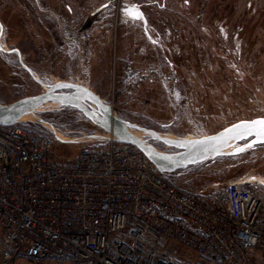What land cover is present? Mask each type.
Listing matches in <instances>:
<instances>
[{"label":"rangeland","instance_id":"obj_1","mask_svg":"<svg viewBox=\"0 0 264 264\" xmlns=\"http://www.w3.org/2000/svg\"><path fill=\"white\" fill-rule=\"evenodd\" d=\"M128 1L142 9L149 38L141 22L119 11L120 0H0V45L8 49L0 51V103L44 90L19 66L17 50L41 82L85 85L119 117L163 134L196 138L264 116V0ZM34 113L55 130L29 116L19 123L57 137L59 160L96 141L68 139L102 133L59 104ZM176 176L174 183L194 191L250 180L264 186V144Z\"/></svg>","mask_w":264,"mask_h":264},{"label":"built area","instance_id":"obj_2","mask_svg":"<svg viewBox=\"0 0 264 264\" xmlns=\"http://www.w3.org/2000/svg\"><path fill=\"white\" fill-rule=\"evenodd\" d=\"M53 141L0 124V264H264L263 187L192 191L134 144Z\"/></svg>","mask_w":264,"mask_h":264},{"label":"water","instance_id":"obj_3","mask_svg":"<svg viewBox=\"0 0 264 264\" xmlns=\"http://www.w3.org/2000/svg\"><path fill=\"white\" fill-rule=\"evenodd\" d=\"M120 11L125 12L124 8H120ZM139 12L141 13L140 10ZM128 16L143 19V15L137 16L135 12ZM2 33L3 27L0 23V37ZM0 51H8V49L0 45ZM16 52L20 59L19 51L16 50ZM21 65L35 81L44 86V90L33 95L23 96L7 104L0 103L1 125H16L23 120V117L29 116L33 118L34 122H39L48 129L51 128L52 132L55 127L34 113L37 108L48 102L71 107L81 112L90 122L99 127L102 133L82 138L72 137L68 139V143L93 138H112L128 142L134 144L165 175H171L176 170L216 156L234 155L250 146L264 144V137L258 135L260 126L251 124L252 121L264 119V116L241 119L214 133L196 138L163 134L155 129L142 127L119 117L114 113L110 104L103 102L97 93L85 85L66 80L53 83L41 82L35 77L32 70L23 63ZM55 139L59 140L57 137ZM152 141H159L165 148L170 147L174 150L162 149ZM235 144L238 145L231 148Z\"/></svg>","mask_w":264,"mask_h":264},{"label":"flooded vegetation","instance_id":"obj_4","mask_svg":"<svg viewBox=\"0 0 264 264\" xmlns=\"http://www.w3.org/2000/svg\"><path fill=\"white\" fill-rule=\"evenodd\" d=\"M132 5L136 6V8H138V9L141 11V13H142V15H143V19H141V17H140L139 19H135V18H133V17H131V18L135 19L136 21L141 22L142 27H143L142 29L145 31L147 37L149 38V37H150V34H149V32H147V28H146V26H147V20H146V17H145V15H144L142 9L139 7V5H138L137 3L129 2L128 0H120L119 11H120V8H125V7L132 6ZM96 10H97V9H95L94 11H92L91 14H94ZM120 12H121V11H120ZM144 22H145V24H143ZM12 51H14V50H12ZM16 57H17V60H18V62H19V66L22 67V65H21L22 63L20 62V59H19V56H18L17 52H16ZM65 107H67V106H65ZM67 108H71V107H67ZM71 109H74V108H71ZM76 111L79 112L78 110H76ZM80 113H81V112H80ZM81 114H82V113H81Z\"/></svg>","mask_w":264,"mask_h":264},{"label":"trees","instance_id":"obj_5","mask_svg":"<svg viewBox=\"0 0 264 264\" xmlns=\"http://www.w3.org/2000/svg\"><path fill=\"white\" fill-rule=\"evenodd\" d=\"M54 124V123H53ZM19 127H21V128H23V129H26V130H29V131H32V132H36V133H39V134H42V135H45L46 134V132H45V130H43L42 128H41V130H40V128L37 126V125H35V124H32V125H29L31 128L29 129L28 128V126H25L24 124H20V123H18L17 124ZM55 125V124H54ZM46 136V135H45ZM192 166H188V167H186V168H184L183 170H188V169H190ZM180 170H176V171H174V173L173 174H171V175H169V178L171 179V181L172 182H174V180H175V178L177 179V176H176V174L179 172ZM189 172V171H188ZM176 184V183H175ZM177 185H179V184H177ZM180 186V185H179ZM259 186H263V185H260L259 184ZM264 187V186H263ZM189 190V189H188ZM216 190H219V189H216ZM216 190H204V191H197V192H214V191H216ZM192 191H194V190H192Z\"/></svg>","mask_w":264,"mask_h":264},{"label":"snow or ice","instance_id":"obj_6","mask_svg":"<svg viewBox=\"0 0 264 264\" xmlns=\"http://www.w3.org/2000/svg\"><path fill=\"white\" fill-rule=\"evenodd\" d=\"M124 11L128 15H132L133 12H135L137 16H141L142 15V13H140L139 10H138V8H136V6H134V5L125 7L124 8ZM251 124L253 126L259 125L260 128H259V131H258V135L264 137V119L257 120V121H252ZM253 179H255V178H253ZM261 183H264V180H262Z\"/></svg>","mask_w":264,"mask_h":264},{"label":"bare ground","instance_id":"obj_7","mask_svg":"<svg viewBox=\"0 0 264 264\" xmlns=\"http://www.w3.org/2000/svg\"><path fill=\"white\" fill-rule=\"evenodd\" d=\"M57 104H55V103H52V102H48V103H46L44 106H42V107H45V106H56ZM41 108V107H40ZM39 110V108H37V110L36 111H38ZM136 135H140V134H137V133H135Z\"/></svg>","mask_w":264,"mask_h":264}]
</instances>
